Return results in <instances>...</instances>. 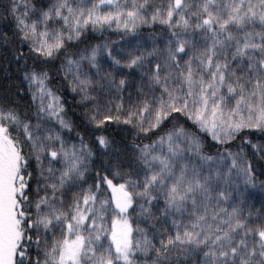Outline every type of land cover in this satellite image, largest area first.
Segmentation results:
<instances>
[{"label":"snow or ice","instance_id":"6c2138e0","mask_svg":"<svg viewBox=\"0 0 264 264\" xmlns=\"http://www.w3.org/2000/svg\"><path fill=\"white\" fill-rule=\"evenodd\" d=\"M0 264H264V0H0Z\"/></svg>","mask_w":264,"mask_h":264}]
</instances>
